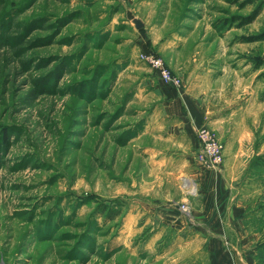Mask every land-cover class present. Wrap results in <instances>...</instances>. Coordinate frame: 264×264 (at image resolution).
Listing matches in <instances>:
<instances>
[{
	"label": "rangeland",
	"instance_id": "1",
	"mask_svg": "<svg viewBox=\"0 0 264 264\" xmlns=\"http://www.w3.org/2000/svg\"><path fill=\"white\" fill-rule=\"evenodd\" d=\"M161 87L224 113L253 152L245 198L264 204V0H0V264L164 262L148 209L197 193L182 178L200 126L160 120Z\"/></svg>",
	"mask_w": 264,
	"mask_h": 264
},
{
	"label": "crops",
	"instance_id": "2",
	"mask_svg": "<svg viewBox=\"0 0 264 264\" xmlns=\"http://www.w3.org/2000/svg\"><path fill=\"white\" fill-rule=\"evenodd\" d=\"M157 92L160 120L174 117L177 132L180 128L190 136L195 127L206 124L224 144L222 166L207 168L198 160L196 138L190 137L195 150L184 155L188 168L183 171L194 179L197 193L166 194L149 207L146 222L159 227L152 239L165 242L162 264H264V204L247 202L239 184L253 152L249 147L243 151V138L227 136L220 124L224 113L210 110L204 100L169 87ZM175 202H186L189 212L182 213Z\"/></svg>",
	"mask_w": 264,
	"mask_h": 264
},
{
	"label": "built area",
	"instance_id": "3",
	"mask_svg": "<svg viewBox=\"0 0 264 264\" xmlns=\"http://www.w3.org/2000/svg\"><path fill=\"white\" fill-rule=\"evenodd\" d=\"M139 59L148 64L157 76L167 85L179 89L183 85L181 77L177 74L172 73L163 59L151 50H145L139 53ZM195 135L199 144V151L197 153L200 162L209 168L218 167L224 159L223 151L224 146L216 133L207 126H200L196 129ZM190 180L186 177L182 178V186L189 193L195 194V184L192 187L189 182ZM180 209L183 212H188V206L185 203L180 204Z\"/></svg>",
	"mask_w": 264,
	"mask_h": 264
},
{
	"label": "trees",
	"instance_id": "4",
	"mask_svg": "<svg viewBox=\"0 0 264 264\" xmlns=\"http://www.w3.org/2000/svg\"><path fill=\"white\" fill-rule=\"evenodd\" d=\"M259 11H260L259 7L256 8L249 16H247L245 18V22L244 23L252 22L255 19V17L259 14Z\"/></svg>",
	"mask_w": 264,
	"mask_h": 264
},
{
	"label": "water",
	"instance_id": "5",
	"mask_svg": "<svg viewBox=\"0 0 264 264\" xmlns=\"http://www.w3.org/2000/svg\"><path fill=\"white\" fill-rule=\"evenodd\" d=\"M132 22L136 28H140L143 25L142 21L138 18L133 19Z\"/></svg>",
	"mask_w": 264,
	"mask_h": 264
},
{
	"label": "bare ground",
	"instance_id": "6",
	"mask_svg": "<svg viewBox=\"0 0 264 264\" xmlns=\"http://www.w3.org/2000/svg\"><path fill=\"white\" fill-rule=\"evenodd\" d=\"M186 183H188L189 181L188 180H185ZM189 184L193 187L194 184L192 183V181L190 180Z\"/></svg>",
	"mask_w": 264,
	"mask_h": 264
}]
</instances>
